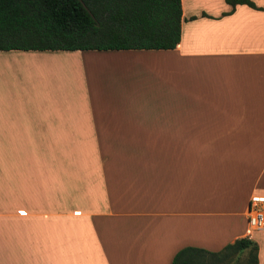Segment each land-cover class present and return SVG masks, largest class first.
<instances>
[{
    "label": "crops",
    "instance_id": "1",
    "mask_svg": "<svg viewBox=\"0 0 264 264\" xmlns=\"http://www.w3.org/2000/svg\"><path fill=\"white\" fill-rule=\"evenodd\" d=\"M252 196L264 9L180 0L172 49L0 50V264H171L242 237L264 264Z\"/></svg>",
    "mask_w": 264,
    "mask_h": 264
},
{
    "label": "trees",
    "instance_id": "2",
    "mask_svg": "<svg viewBox=\"0 0 264 264\" xmlns=\"http://www.w3.org/2000/svg\"><path fill=\"white\" fill-rule=\"evenodd\" d=\"M179 35L180 0H0V50L172 49ZM256 252L242 237L218 251L183 247L171 264H257Z\"/></svg>",
    "mask_w": 264,
    "mask_h": 264
},
{
    "label": "built area",
    "instance_id": "3",
    "mask_svg": "<svg viewBox=\"0 0 264 264\" xmlns=\"http://www.w3.org/2000/svg\"><path fill=\"white\" fill-rule=\"evenodd\" d=\"M263 196H252L246 210V221L250 229H259L264 226V213L257 204L263 203Z\"/></svg>",
    "mask_w": 264,
    "mask_h": 264
},
{
    "label": "rangeland",
    "instance_id": "4",
    "mask_svg": "<svg viewBox=\"0 0 264 264\" xmlns=\"http://www.w3.org/2000/svg\"><path fill=\"white\" fill-rule=\"evenodd\" d=\"M22 213V212H21ZM247 253H242L240 256H239V259H244L246 257ZM239 262V261H238ZM240 263V262H239Z\"/></svg>",
    "mask_w": 264,
    "mask_h": 264
}]
</instances>
